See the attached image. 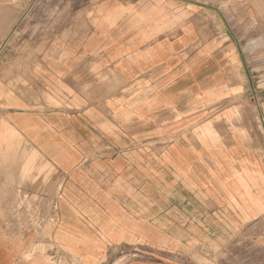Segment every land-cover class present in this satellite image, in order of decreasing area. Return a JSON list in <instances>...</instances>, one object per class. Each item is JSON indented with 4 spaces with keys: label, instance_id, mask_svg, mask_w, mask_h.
<instances>
[{
    "label": "crops",
    "instance_id": "0c3cea01",
    "mask_svg": "<svg viewBox=\"0 0 264 264\" xmlns=\"http://www.w3.org/2000/svg\"><path fill=\"white\" fill-rule=\"evenodd\" d=\"M252 2L235 0L234 14L253 13ZM221 7L0 8V47H10L0 55V264H103L124 252L139 256L119 264H196L194 244L224 240L220 264H264V134L236 100L251 83L243 48L260 43L221 38L258 28L231 27ZM210 30L218 36L205 39ZM23 201L60 253L34 250L41 232Z\"/></svg>",
    "mask_w": 264,
    "mask_h": 264
},
{
    "label": "rangeland",
    "instance_id": "374dc122",
    "mask_svg": "<svg viewBox=\"0 0 264 264\" xmlns=\"http://www.w3.org/2000/svg\"><path fill=\"white\" fill-rule=\"evenodd\" d=\"M40 0H0V8H10V7H25L34 5ZM224 1V2H223ZM235 0H222V11L225 14L223 17L228 21L230 26H236V23L243 22L246 24H253L258 28L257 30H244V31H234L226 30L223 31L222 39L237 38L242 39L243 44H245V39L256 36L259 40L260 45L257 48H252V52H249L248 47L243 48L244 58L246 60L245 66L251 76V83L243 86L239 95L236 96V100L241 103V117L245 119H253L257 122L259 134H264V0H253L252 6L254 12L251 14H246L245 16H237L234 14ZM217 15H196L195 21H203L205 24H215L217 21ZM252 35V36H250ZM218 35L210 30L208 34H204V38H216ZM10 47H0V55L9 54ZM20 212H27L28 219L33 218L32 225H35L41 232V238L38 244L34 247V250H40L46 252V249L51 251H58L60 249L55 246L53 241L50 239V235L45 226L41 227V224L35 219L37 216V208L35 204L31 202L26 204V202H21ZM51 222H54L52 220ZM259 242L264 243V238L259 240ZM228 240L222 242H211L209 244H194L193 248L190 250V258L196 264H220L219 259L221 253L228 252L232 250V244L227 245ZM55 253V252H54ZM139 255L133 254V252H124L117 254L112 260L107 257L103 264H119L122 261L130 258L138 257ZM225 258V259H224ZM57 260L66 261L67 256L64 254H59L55 257ZM232 255H225L222 261H233ZM74 262H77L74 259Z\"/></svg>",
    "mask_w": 264,
    "mask_h": 264
}]
</instances>
